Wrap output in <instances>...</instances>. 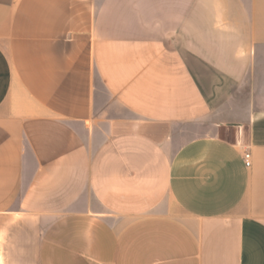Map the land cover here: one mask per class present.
Here are the masks:
<instances>
[{
  "label": "crops",
  "instance_id": "1",
  "mask_svg": "<svg viewBox=\"0 0 264 264\" xmlns=\"http://www.w3.org/2000/svg\"><path fill=\"white\" fill-rule=\"evenodd\" d=\"M190 2L0 0V264H264V0Z\"/></svg>",
  "mask_w": 264,
  "mask_h": 264
},
{
  "label": "built area",
  "instance_id": "2",
  "mask_svg": "<svg viewBox=\"0 0 264 264\" xmlns=\"http://www.w3.org/2000/svg\"><path fill=\"white\" fill-rule=\"evenodd\" d=\"M244 161L247 167H251L252 165V155L250 152H246L244 155Z\"/></svg>",
  "mask_w": 264,
  "mask_h": 264
},
{
  "label": "rangeland",
  "instance_id": "3",
  "mask_svg": "<svg viewBox=\"0 0 264 264\" xmlns=\"http://www.w3.org/2000/svg\"><path fill=\"white\" fill-rule=\"evenodd\" d=\"M191 2L193 3V0H191ZM191 2H190V3H191ZM192 3H191V4H192ZM170 32L173 34V33H176L177 31H176V32H174V31H170ZM109 36L114 37L113 34H111V35H109ZM172 37H173V36H170L169 38H172ZM161 38H162V37H159V39H161ZM171 49H178V48H177V47H172Z\"/></svg>",
  "mask_w": 264,
  "mask_h": 264
}]
</instances>
